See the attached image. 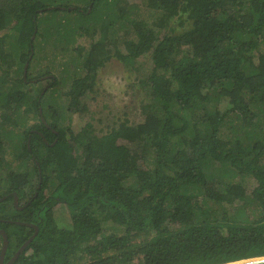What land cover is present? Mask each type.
<instances>
[{"label": "trees", "instance_id": "obj_1", "mask_svg": "<svg viewBox=\"0 0 264 264\" xmlns=\"http://www.w3.org/2000/svg\"><path fill=\"white\" fill-rule=\"evenodd\" d=\"M63 1L0 0V199L8 195L0 201V228L10 239L4 263L33 235L35 228L25 223L37 225L39 233L14 264H223L264 256V132L253 131L264 114V52H258L264 0H146L161 12L152 25L133 19L126 29L133 37L113 39L110 48L105 36L63 64L72 76L66 106L80 115L89 112L84 99L111 58L134 66L148 57L153 67L144 82L143 119L126 118L98 131L90 118L78 132L64 126L59 101L44 99L59 85L57 76L40 101L42 92L34 96L24 88L30 82L23 69L28 60V80L40 82L50 73L31 75L32 36L40 35L41 16L60 12ZM91 2L88 13L64 10L78 16L85 32L86 24L99 20L106 35L130 14L125 0H89L85 11ZM98 8L107 12L92 19ZM175 19L184 27L180 32L172 25ZM46 21L49 36L66 25ZM222 100L227 106L208 110V103ZM232 114L243 132L227 137L222 128ZM34 118L37 123L25 130ZM32 129L43 136L32 133L30 151ZM120 139L139 148L120 145ZM8 154L17 160L14 167ZM215 162L223 167L218 178L208 172ZM238 175L255 178L256 186L235 181ZM14 192L19 206L31 203L19 209ZM210 202L224 208L221 215ZM236 202L229 212L227 205ZM59 204L68 209L67 227L55 217ZM108 220L123 228L110 242L104 240ZM2 246L0 235V253Z\"/></svg>", "mask_w": 264, "mask_h": 264}, {"label": "rangeland", "instance_id": "obj_2", "mask_svg": "<svg viewBox=\"0 0 264 264\" xmlns=\"http://www.w3.org/2000/svg\"><path fill=\"white\" fill-rule=\"evenodd\" d=\"M63 2L66 3V1ZM68 2L84 7L89 3V0H67V3ZM125 2L127 3L126 8H129L130 14H126L122 19L118 18L115 21L114 28L110 29L106 35H102L103 32L101 29L103 23L99 20L95 21V23L86 24L89 32L83 31L79 28V24L76 23L77 19H79L78 16L74 13L64 11L65 9H62L60 12H47L41 16L40 35L35 36L34 38L36 41V53H34L35 57L32 63L33 68L31 70V75L34 76L39 72L44 73L50 71L47 75L53 74L57 76L60 82L56 87H51L53 86V79L48 77L43 78L40 82H38V80L27 82L24 88L28 91H32L33 93L31 94L35 96L36 94L41 93L46 86H49V88L51 87L52 90H50V93L45 96L44 99L54 103L53 99L55 98L63 105L62 112L65 117L63 124L65 127L71 126V128L76 132L81 130L90 118L96 124L98 131H100V129L106 130L110 126L118 125L126 118L136 123L143 119L141 106L147 98L146 90L148 88V84H145L144 82L148 81L149 73L153 67V63L148 57L140 58L138 63L134 64V66H128L117 57H113L103 67H101L97 74L94 91L88 92L84 99L89 107V112L85 114L79 115L68 112L66 106L67 98L64 94L69 90L72 80V76L63 71L64 63L76 58L79 54L86 53L92 43L105 36L108 46L112 48L113 39L116 41L134 36V31H132L130 35L128 33L126 34L127 25L131 20L143 18L152 25L156 21L158 15L161 14L159 10L150 8L147 5L146 0H125ZM67 3L64 6H67ZM92 5L93 3L90 6ZM105 12H107L105 8H98V10L93 14L92 19H101ZM50 18H55L58 22L61 21L66 25H61L59 32L55 31V34L49 36V34H44V28L48 23L46 19L51 21ZM172 25L176 28V32H180L184 29V27L181 26L179 21L176 19L173 20ZM10 39L14 41V37H10ZM119 44L120 49L124 50L121 41ZM11 51L15 52L12 48H8V52ZM258 52H264V40L260 44ZM72 66L73 65L71 64L70 72L73 70ZM18 67L19 64H17V66L12 70L13 78L17 77L15 70ZM78 72L83 75L85 73V69ZM22 75L23 74L21 73L18 77H21ZM227 104L226 100H222V102L217 104L208 103L206 106L208 107V110L211 111L214 109L215 105L224 108ZM261 116L262 118L258 120V126L253 127L255 134L264 132V114ZM100 118L103 122H99L98 119ZM34 123H37L36 118L28 119L25 130H29ZM200 128H203L202 124H200ZM21 130L24 131V128ZM237 131L243 132V126L241 124V120L238 119L236 115L232 114L224 123L222 132L227 137H234L235 133H238ZM245 142H247V140ZM119 144L129 148H139L136 142H130L124 139H120ZM6 161L12 162V167H14L17 163L14 154H8ZM3 171L4 170L1 168L0 175L2 176L0 177H3ZM222 171L223 167L219 162L213 163L208 170V172L213 173L217 178L221 176L223 173ZM234 180L241 181L248 188H253L257 184L256 179L250 177L249 175H238ZM239 204L240 203L236 202L235 204L227 205L228 211L234 212L236 206ZM210 206L211 209L217 210L220 215L224 210L221 205L213 202H210ZM54 213L60 225L66 227L70 225L71 220L68 209L65 205L59 204L55 208ZM103 226L105 229L104 240L107 242H110L113 234L119 235L123 232L122 226L116 224L112 220L105 221ZM178 227V225H173V229Z\"/></svg>", "mask_w": 264, "mask_h": 264}, {"label": "water", "instance_id": "obj_3", "mask_svg": "<svg viewBox=\"0 0 264 264\" xmlns=\"http://www.w3.org/2000/svg\"><path fill=\"white\" fill-rule=\"evenodd\" d=\"M52 7H54V6H52ZM52 7H50V8H52ZM91 8H92V6H90L89 11L91 10ZM35 36H36V32H34V35L32 36V40H34ZM32 57H33V51H32V53L30 55V59ZM29 63H30V60H28L26 62L25 67H24V78H25V80H27V76H28ZM48 77L52 78L53 82H55V77H54L53 74L46 75L43 78H48ZM48 88H49V86H46L43 89V91H42V93L40 95L39 101L41 100V97L45 94V92L47 91ZM40 114H41V120L43 122H46L45 121V117L43 115L42 107H40ZM33 132H34V130L31 133H33ZM27 144H28L29 150L32 151L31 134H30V136L28 138ZM37 164H38V170H39V174H40L38 189H41V186H42V183H43L42 168H41V166H40V164L38 162H37ZM38 194H39V191H37L34 194V197H37ZM7 197H8V195L3 196L0 199V201L5 200ZM29 203H31V200L29 202H27V204L23 205L22 207H18L19 206V196H18V194L16 192H14V204L19 209H23ZM9 221L12 222V220H9ZM17 223L24 224V222H17ZM25 224H29L30 226H33L35 228V231H34L33 235L22 244V246L16 251V253L6 263H4V260H5L7 249L9 247L10 239H9V235H8L7 231L5 229L0 228V235H2V237H3V246H2V249H1V253H0V264H14L16 262V260L19 258V256L25 251V249L29 246V244L38 235L39 227L37 225L30 224V223H25ZM223 264H264V256H256V257H251V258H245V259H241V260H237V261H231V262H227V263H223Z\"/></svg>", "mask_w": 264, "mask_h": 264}, {"label": "flooded vegetation", "instance_id": "obj_4", "mask_svg": "<svg viewBox=\"0 0 264 264\" xmlns=\"http://www.w3.org/2000/svg\"><path fill=\"white\" fill-rule=\"evenodd\" d=\"M69 7H70V8H69ZM60 8H61V9H67V10L77 9V10H80L81 12H83V13H88V12H89V9H88L87 11H85V10H84V7H80V6H77V5H71V6H64V5H61ZM91 10H92V9H91ZM91 10H90V11H91ZM41 78H42V77H41ZM41 78H39V80H41ZM27 81H37V79H31V80H28V79H27ZM50 84H51V83H50ZM50 84H49V85H50ZM33 130H34V132H37V133H39L40 135L43 136V133H42L41 130L32 129L31 132H32ZM31 132H30V134H31V137H32V133H31ZM34 132H33V133H34ZM36 192H37V191H36ZM36 192H35V193H36ZM19 203H21L20 200H19ZM21 205H23V204H21ZM24 205H25V204H24ZM18 207H22V206H18Z\"/></svg>", "mask_w": 264, "mask_h": 264}]
</instances>
